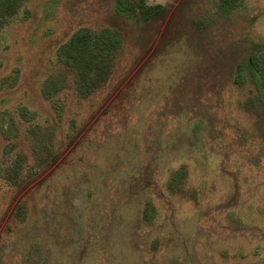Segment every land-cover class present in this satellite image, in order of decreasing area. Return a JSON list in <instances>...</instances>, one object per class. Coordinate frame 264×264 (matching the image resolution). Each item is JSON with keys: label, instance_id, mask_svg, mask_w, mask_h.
Segmentation results:
<instances>
[{"label": "rangeland", "instance_id": "obj_1", "mask_svg": "<svg viewBox=\"0 0 264 264\" xmlns=\"http://www.w3.org/2000/svg\"><path fill=\"white\" fill-rule=\"evenodd\" d=\"M144 1L166 19L22 0L1 29L0 264H264V120L248 76L233 81L264 45V0L226 15L217 0ZM105 27L124 32L121 52L79 97L57 50Z\"/></svg>", "mask_w": 264, "mask_h": 264}, {"label": "trees", "instance_id": "obj_2", "mask_svg": "<svg viewBox=\"0 0 264 264\" xmlns=\"http://www.w3.org/2000/svg\"><path fill=\"white\" fill-rule=\"evenodd\" d=\"M242 1L217 0V12L226 15L241 5ZM21 3L22 0H0V31L17 15ZM115 12L118 18L123 19L122 23L128 21L132 25L141 26L157 21L163 22L169 9L165 5L159 4L148 6L144 0H116ZM197 29H200L199 26ZM123 40L124 32L118 28L105 27L98 31L77 30L57 50L58 61L62 65V69L58 72V78L64 82L67 74L71 75V87H74L79 97H87L109 79L116 58L121 52ZM240 59L233 65L235 68L233 81L240 83L244 75L248 76L256 91V95L250 98L248 103L251 107L260 109V112L256 113L259 120L257 125H259L264 120V45H251L246 49L243 60L240 61ZM56 85L55 81H47L43 90V96L46 99L54 97L59 90ZM180 176V172L175 173L170 185L176 183ZM144 216L148 217L149 215L146 212Z\"/></svg>", "mask_w": 264, "mask_h": 264}]
</instances>
